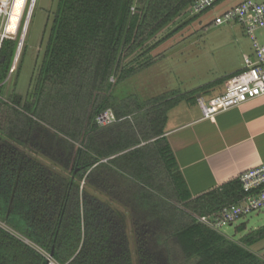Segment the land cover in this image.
<instances>
[{
	"label": "trees",
	"instance_id": "16d2710c",
	"mask_svg": "<svg viewBox=\"0 0 264 264\" xmlns=\"http://www.w3.org/2000/svg\"><path fill=\"white\" fill-rule=\"evenodd\" d=\"M194 1L58 0L25 96L5 99L17 39L3 41L0 264H264L251 249L264 227L242 223L235 241L191 215H212L243 192L238 179L188 190L165 136L183 96L117 89L155 61L150 53L180 28L152 42ZM107 110L118 122L99 126Z\"/></svg>",
	"mask_w": 264,
	"mask_h": 264
},
{
	"label": "rangeland",
	"instance_id": "374dc122",
	"mask_svg": "<svg viewBox=\"0 0 264 264\" xmlns=\"http://www.w3.org/2000/svg\"><path fill=\"white\" fill-rule=\"evenodd\" d=\"M243 1L221 0L198 16L191 13V7L186 9L152 42L180 28L150 53L149 57L155 58V61L120 84L117 87L118 92L123 95L134 94L142 100L143 97H151L165 90L179 89L184 92L195 88L200 82L212 77L211 65L220 72L236 70L243 63L244 55L252 53V41L240 24L225 23L223 15ZM57 4L58 0L30 2V16L26 15L24 19L26 22L29 19L26 33L23 36L21 29L15 38L17 47L14 67L5 84V99L12 94L25 96L34 84L43 61ZM12 29H16L15 23L12 24ZM256 34L260 41L264 40V31H258ZM21 40L22 48L16 57ZM1 46L2 44L0 49ZM111 82L114 83L115 80L112 79ZM191 215L198 217L193 213ZM242 223L247 225L246 232L264 227V208L237 221L233 226L223 228L221 233L239 241L246 233L236 231V227ZM129 235L131 238V233ZM251 249L264 259V240Z\"/></svg>",
	"mask_w": 264,
	"mask_h": 264
},
{
	"label": "crops",
	"instance_id": "0c3cea01",
	"mask_svg": "<svg viewBox=\"0 0 264 264\" xmlns=\"http://www.w3.org/2000/svg\"><path fill=\"white\" fill-rule=\"evenodd\" d=\"M241 64L230 72L211 65L212 77L191 90L171 89L142 98L169 92L183 96L168 112L165 136L193 196L217 189L264 163V95L213 119L203 117L199 103L200 98L209 101L222 95L226 82L243 69Z\"/></svg>",
	"mask_w": 264,
	"mask_h": 264
},
{
	"label": "built area",
	"instance_id": "2783aa9c",
	"mask_svg": "<svg viewBox=\"0 0 264 264\" xmlns=\"http://www.w3.org/2000/svg\"><path fill=\"white\" fill-rule=\"evenodd\" d=\"M31 1L0 0V44L4 40H15L21 29L23 36L25 35L29 19L27 22L24 19L26 15L30 16ZM218 1L220 0H195L190 11L193 15H199L212 8ZM18 2H22L23 7L18 15V25L14 33L8 29L16 15ZM223 16L225 23L240 24L244 28L252 41V54L244 55L243 69L226 82L222 95L209 101L199 99L203 117L206 119H213L219 113L264 95V40L260 41L256 34L258 31H264V1L244 0ZM96 122L99 126H109L118 122V118L112 110H107L97 116ZM237 179L243 192L242 198L212 215L196 217L198 223L221 233L223 228L233 226L237 221L264 208V163L245 171Z\"/></svg>",
	"mask_w": 264,
	"mask_h": 264
},
{
	"label": "bare ground",
	"instance_id": "6f19581e",
	"mask_svg": "<svg viewBox=\"0 0 264 264\" xmlns=\"http://www.w3.org/2000/svg\"><path fill=\"white\" fill-rule=\"evenodd\" d=\"M19 6H20V8H19ZM22 7H23V3L22 2H18L17 3V6H16V15H15V17L13 18V20H12V22H11V24H10V27H9V31L10 32H16V29H17V25H18V15L20 14V12H21V10H22ZM15 23V27H16V29H12V24H14ZM235 76V75H234ZM232 78V77H231Z\"/></svg>",
	"mask_w": 264,
	"mask_h": 264
},
{
	"label": "water",
	"instance_id": "95a60500",
	"mask_svg": "<svg viewBox=\"0 0 264 264\" xmlns=\"http://www.w3.org/2000/svg\"><path fill=\"white\" fill-rule=\"evenodd\" d=\"M1 45V44H0ZM21 48H22V40H21V42H20V45H19V51H18V53H17V55H16V57H18L19 56V53H20V50H21ZM15 62H16V59H15ZM14 62V63H15ZM52 257V256H51ZM48 264H53V263H51L50 261H49V263Z\"/></svg>",
	"mask_w": 264,
	"mask_h": 264
}]
</instances>
